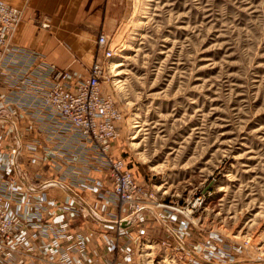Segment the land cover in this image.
<instances>
[{"label":"rangeland","instance_id":"374dc122","mask_svg":"<svg viewBox=\"0 0 264 264\" xmlns=\"http://www.w3.org/2000/svg\"><path fill=\"white\" fill-rule=\"evenodd\" d=\"M111 2L119 24L108 35L117 52L102 92L124 116L111 155L123 158L135 181L148 187L145 203L163 220L144 210L126 222L122 239L105 223L125 216L108 213L96 199L107 219L96 220L90 211L70 220L88 226L89 241L104 235L89 250L91 264L126 256L131 264H264V0H101L106 13ZM18 8L21 23L26 11ZM29 20L41 28L53 23L47 12ZM57 68L70 82V69ZM30 125L20 115L14 130L36 143L47 130L34 120ZM0 128L9 138L15 134L1 122ZM67 134L72 154L79 155L82 147ZM87 160L77 158L82 173L101 177ZM60 173L43 178L58 180ZM159 200L164 207H157Z\"/></svg>","mask_w":264,"mask_h":264},{"label":"built area","instance_id":"2783aa9c","mask_svg":"<svg viewBox=\"0 0 264 264\" xmlns=\"http://www.w3.org/2000/svg\"><path fill=\"white\" fill-rule=\"evenodd\" d=\"M22 17L21 9L0 0V108L14 114L11 118L0 115V122L15 133L9 138L5 130L0 131V264H75L76 256L84 258L78 259L79 264H91L88 233L81 234V226H74L70 220L89 214L84 210L86 206L91 215L95 214L94 219H107L95 211L98 199L104 201L105 211L111 207L118 215L128 211L139 216L146 209L145 200L151 193L148 187L135 181L124 160L111 155L112 141L120 135L119 123L124 116L113 97L102 92V81L105 76L110 77L104 64L113 56L115 47L111 37L101 33L97 39L98 56L89 77L72 85L69 73L58 69L44 55L11 43L12 33ZM42 26L50 27L47 22H42ZM94 89L99 107L91 104ZM30 107L36 109L31 111ZM24 111L31 112L28 118ZM20 115L29 125L34 120L47 130L38 134L36 143L16 133ZM68 132L77 141L76 149L82 147L79 155L72 154ZM24 148L30 153L29 158L36 159L34 163L45 164L49 171H62L60 178L45 179V173L39 170L28 173L26 164L19 163L27 154ZM82 155L94 171L100 170L101 177L96 178L91 171L82 173L77 161ZM70 165L71 170L65 171ZM90 169L84 168V172ZM66 176L71 178L69 183ZM88 192L98 199L92 201L86 195ZM64 195L68 197L65 201ZM124 196L132 198L128 201L132 203L121 210L120 200ZM124 218L105 223L115 226L116 235L122 239L130 226L126 223L128 218ZM126 259L117 264H129L130 257Z\"/></svg>","mask_w":264,"mask_h":264},{"label":"crops","instance_id":"0c3cea01","mask_svg":"<svg viewBox=\"0 0 264 264\" xmlns=\"http://www.w3.org/2000/svg\"><path fill=\"white\" fill-rule=\"evenodd\" d=\"M4 1L16 7H24L26 11L25 19L18 24L12 36L13 45L22 47L27 51L42 53L51 63L62 68H69L72 85H75L78 79H85L89 75L88 71L96 54L95 40L97 41V39L95 38L98 37L100 29L107 34H111L119 24L112 2L110 6H107L106 13V8L102 9L100 6L101 0ZM41 12H47L52 15L53 23L50 28H41L29 20V15ZM84 25L87 27H84ZM11 112V110L0 108V115L3 117L11 118L14 115ZM116 148H118V145L114 147V152ZM25 157L20 158L19 163L26 164L28 173H33L36 170L45 174L51 172L45 164L29 162L31 158L27 154ZM86 195L90 198L98 199L91 193ZM95 209L103 215L98 208ZM107 211H114V209L109 207ZM87 230L88 226L81 227V234H87ZM145 236L150 237L149 234H145ZM103 239L104 235L101 233H98L95 238L92 236L89 242V250H96L97 242L99 243ZM101 260L102 263L100 260L96 261V263L105 264L109 259L103 261L101 258Z\"/></svg>","mask_w":264,"mask_h":264},{"label":"bare ground","instance_id":"6f19581e","mask_svg":"<svg viewBox=\"0 0 264 264\" xmlns=\"http://www.w3.org/2000/svg\"><path fill=\"white\" fill-rule=\"evenodd\" d=\"M130 48H129V50L131 49V50H134V48H133V46L130 44V46H129ZM128 48V47H127ZM116 52L117 51H115L114 52V54H113V56L111 57V58H108V59H106V64H104L105 65V68H108V69H106L107 71H109V72H111L112 73V64H113V62L112 61H114V58L116 57L115 55H116ZM127 58V57H126ZM116 61V60H115ZM114 63H121V61H117V62H114ZM122 64H117L116 66H113V67H115L116 69L117 68H120V67H122L121 66ZM109 79V76H105L104 77V80H108ZM98 95V94H97ZM114 99V98H113ZM92 106H97V107H99V105L98 104H96V89H94V92H93V101H92ZM100 104V103H99ZM104 106H105V103H104ZM109 107V109H110V106H108ZM106 111H108V109L106 110ZM111 111V109L108 111V113H111L110 112ZM95 113V112H94ZM121 160H123V159H121ZM131 172V171H130ZM131 174H132V176H133V173L131 172ZM134 178V177H133ZM122 193L123 194H125L126 193V191L124 190V188H122ZM129 200H132V198H128L127 196H124L121 200H120V202L123 204L122 206H121V210H124V209H126L132 202L130 201V202H128ZM128 202V203H127ZM157 207L158 208H161V207H163V204H162V201L161 200H159L158 202H157ZM145 207H146V209L145 210H147L148 212H150L151 214V216H155V217H157L158 219H157V221L158 220H160V221H162L163 220V217L159 214V212L157 211V209H152V208H150L148 205H145ZM84 210H87L89 213H90V211H89V208L86 206V207H84ZM95 211H96V209H95ZM97 212V214L99 215V217H101V218H103L104 216L103 215H101L98 211H96ZM122 214L124 215V216H126L127 218H128V221L126 220V222H129L130 220H131V218L132 217H136V214H134L133 216L132 215H130V213L128 212V211H123L122 212ZM160 218V219H159ZM161 218H162V220H161ZM100 220V219H99ZM123 224V223H122ZM130 224V223H129ZM168 228H170V229H172V227H168ZM115 234H117V233H115ZM124 235V234H123ZM180 240H182L181 239V237H178ZM149 241V240H148ZM151 241V240H150ZM154 243H156L155 241H153ZM148 244L146 243V240L145 241H140L139 242V246L141 247V248H143V246H147ZM132 246V245H131ZM88 247H89V244H88ZM79 258H82L81 260H83L84 258L83 257H80V256H76V261H75V264H79V261L80 260H78ZM113 260V259H112ZM111 260H108L107 262H110ZM117 263H120V261H116V264Z\"/></svg>","mask_w":264,"mask_h":264}]
</instances>
